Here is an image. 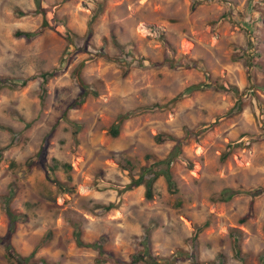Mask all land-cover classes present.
<instances>
[{
  "label": "rangeland",
  "instance_id": "374dc122",
  "mask_svg": "<svg viewBox=\"0 0 264 264\" xmlns=\"http://www.w3.org/2000/svg\"><path fill=\"white\" fill-rule=\"evenodd\" d=\"M35 6L0 0V76L28 79L0 87V125L8 128L0 129V236L11 212L21 217L9 241L22 256L34 251L33 261L97 264L104 255L78 246V230L83 242L102 241L110 263L131 264L150 228L151 253L176 255L174 264L218 256L264 264V193L251 200L244 192L264 187V0H40L43 14H28ZM43 18L49 28L16 36ZM111 35L131 53L120 54ZM70 43L78 48L63 58ZM100 49L111 59L89 60ZM83 61L81 78L97 95L62 117L80 93L72 73ZM55 68L41 99L36 74ZM202 81L226 90L180 97ZM160 133L180 140L170 164L176 191L160 176L147 199L143 185L125 186L169 155L176 141L158 143ZM224 189L242 192L223 200ZM109 203L116 207L94 208ZM0 264H16L2 245Z\"/></svg>",
  "mask_w": 264,
  "mask_h": 264
},
{
  "label": "trees",
  "instance_id": "16d2710c",
  "mask_svg": "<svg viewBox=\"0 0 264 264\" xmlns=\"http://www.w3.org/2000/svg\"><path fill=\"white\" fill-rule=\"evenodd\" d=\"M35 2V9L28 12V14H43V9L40 7V0H34ZM18 14L21 15H25L27 13L25 12H18ZM49 24L46 21V18H43V21L41 22L40 26L33 30V31H17L15 34L18 37L24 36L26 38H33L35 36H37L43 29L45 28H49ZM68 40H70V36L67 35L66 37ZM111 42L115 45V47L118 49V51L120 52V54H126V52L131 53V51H127L124 49V45L119 43L116 39V37L114 35H111ZM68 49L65 50V55L64 57H69L72 55V53H74L78 47L75 46V44L70 43V45L67 47ZM97 56L103 57L106 60L111 59L104 51H102L101 49L97 51V54H90L89 60L91 59H95ZM121 56V55H120ZM62 58V59H63ZM121 58V57H120ZM117 60H121L118 59ZM142 60V59H140ZM85 64V62L83 61L82 63L79 64L78 68L73 71L72 73V77L74 78L75 82H77L80 85V93L78 94V96L72 100L71 102H69L63 112L62 117H64L66 115V111L68 109L71 108H77L79 107L84 100L86 99V97L91 94L93 96L97 95V91L96 89H89V85L86 84L80 75L81 69L83 67V65ZM244 64L245 67L248 69L249 71V67L250 64L248 63V61L245 59L244 60ZM56 68L55 69H51L49 71H45V72H39L36 74V77L39 78L40 80V94H41V99H44V95H45V83L48 81V79L54 75V73L56 72ZM251 74H248V78H251ZM28 82V79H16V78H11V77H5V76H0V87L1 86H9L11 88H21L23 86L26 85V83ZM209 87L215 88L219 91H225L226 89L224 87H217V86H213L212 84L208 83L207 81H202L199 83H195V84H191L189 86H187L184 90L183 93L180 95V97H182L183 95L189 94L193 91L196 90H205L208 89ZM236 89V88H234ZM179 97V98H180ZM161 105L159 104H153L152 108H160ZM241 110V104H237L236 108H235V112ZM137 111L133 110V111H128L126 113H121L118 115V118L120 119V122H122L125 119H128L129 117L133 116ZM66 118V117H65ZM70 122V121H69ZM120 123L114 124L112 125L111 129H110V133L115 136L118 133V127H119ZM0 129H5L8 130L7 127L0 125ZM185 132L189 133L191 132L190 130H188V128H185ZM74 134H76V132H74ZM15 134H13L14 136ZM166 139H170V140H174L176 141V144L173 145L169 155L164 158V159H160V160H153L152 162H150L148 165L143 166L140 170V172L138 173V176L136 178L131 177L130 182L125 186V189H130L132 187H136L139 185H143L144 186V196L147 199H150L152 197V193H153V182L160 176H162L167 184V188L169 191L171 192H175L176 191V184L175 181L173 179L171 170H170V164L172 162V160L178 155V152L180 151V140L171 136V135H166V134H158L156 136V141L158 143H161L163 141H165ZM2 148H0V154H1ZM146 158L149 159L150 155H146ZM56 166V165H54ZM54 166H50L52 168H54ZM52 183H54L56 186L62 188V186L64 185V183H61L60 181H58L56 178H51ZM242 191L239 190H231V189H224L223 190V196H221V198L223 200H226L230 197H232L234 194L239 193ZM246 194H248L251 197V200L253 198H256L260 195H262L264 193V187H255V188H250L247 191H244ZM13 193H10V197ZM226 194V195H225ZM116 205L114 203H109L106 205H95L94 208L99 209V212H106L109 211L113 208H115ZM9 214V226H8V234L1 237L0 236V245L3 246L5 253L7 255V257L11 260H13L16 264H52L47 262L46 260H44L43 258H41L40 260L37 261H33L32 257L34 254V251L31 252L29 255L27 256H22L20 254H18L13 246L11 245L10 241H9V235L11 234L10 231L14 228L15 222L21 217V215L19 214H14L11 212H8ZM249 216V214L247 213L246 215L243 216L242 220H245L247 217ZM206 223H204L203 225H205ZM77 227H75L76 229ZM238 232H232L231 233V237L234 240V246L236 248L237 251V255H238V250H239V242H238V237L239 234H237ZM149 234H150V228H146L145 229V234L143 237V247L141 251L136 252L135 254H133V256L131 257V264H136L138 262H141L143 264H174L176 261V255H173L172 257L169 258H159L155 255H153L150 251V244H149ZM74 236H75V242L78 246H83V247H91L94 248L98 251V253H100V255H104L100 258H97L96 262L97 264H112L110 263L106 257H105V252L103 250V245H102V241L96 240L94 242L91 243H86L83 242L80 239V232L78 230H76L74 232ZM104 238V237H101ZM100 238V239H101ZM178 254H183L182 251H179ZM194 264H224V260H223V256H218V260L216 261L215 259L212 261H207V262H198V261H194Z\"/></svg>",
  "mask_w": 264,
  "mask_h": 264
}]
</instances>
